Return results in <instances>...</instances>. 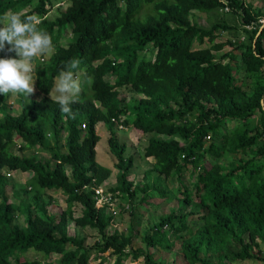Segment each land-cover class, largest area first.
<instances>
[{"label": "trees", "instance_id": "trees-1", "mask_svg": "<svg viewBox=\"0 0 264 264\" xmlns=\"http://www.w3.org/2000/svg\"><path fill=\"white\" fill-rule=\"evenodd\" d=\"M56 4L0 0V16L37 15L55 46L51 69L36 67L40 96L18 97L20 115L10 113L7 96L0 95V264H46L22 260L33 250L45 258L58 255L61 264H88L94 253L107 252L113 264L141 258L140 264H165L155 251L170 249L174 239L181 241L186 264H264V28L257 37L264 9L246 0H68L50 19ZM144 7L152 13L141 19ZM225 10L238 21L196 22V13ZM69 29L72 40L63 46ZM223 32L232 37L219 41ZM204 44L209 46L196 47ZM7 56L15 54L0 52V58ZM72 59L80 60L77 71L91 89L90 97L72 105L75 119L49 96ZM121 88L135 97H122ZM98 124L111 134L113 169L98 163ZM118 124L151 134L144 156L156 162L144 184L130 180L135 161L125 157L127 145L113 135ZM15 136L25 142L17 153ZM4 168L32 172L36 187H19ZM114 169L117 181L106 190L125 201L138 194L142 204L176 196L169 181L183 184L188 169L196 177L197 196L183 186L178 207L143 233V248L134 249V231L108 233L114 217L96 207L95 189ZM52 191L66 196L67 209L59 218L49 210ZM77 204L83 212L76 218ZM195 207L202 212L198 221L191 219ZM70 219L76 227L97 229L101 240L90 246L70 236Z\"/></svg>", "mask_w": 264, "mask_h": 264}, {"label": "rangeland", "instance_id": "rangeland-1", "mask_svg": "<svg viewBox=\"0 0 264 264\" xmlns=\"http://www.w3.org/2000/svg\"><path fill=\"white\" fill-rule=\"evenodd\" d=\"M64 1L67 4V1L65 0H53L54 3H61ZM247 3L252 4L254 7L258 8H263L264 9V0H246ZM64 9L66 8V5L63 7ZM152 8L151 7H144L141 13L139 14V18L144 19L148 14L152 13L151 12ZM59 15V10L57 8V5L54 7L50 8V12L48 17L50 19H55L56 16ZM196 22L199 25L202 26H209L212 23H215L217 21H220L221 19L227 20L230 24H234L235 22L238 21L237 18L233 17V15L225 10L224 12H213L211 14H203V13H196ZM264 24V20H262ZM264 26V25H263ZM68 32V33H67ZM67 36L65 35L64 38L61 39L60 44L63 46H67L69 42L72 40V34L71 30L69 29L67 31ZM232 36L229 35L227 32H223L221 34V37L218 39L219 41H225ZM209 45L204 44V45H196L197 48H205ZM230 50V47L225 48L224 51ZM55 51V50H54ZM54 53V52H53ZM223 52H219L218 55H220ZM53 55V54H52ZM51 56L46 57L43 59V61H37L36 62V67H42L47 69L48 71L51 69L53 66V62L51 61ZM148 56H150L152 59H154V56L151 53H148ZM220 57V56H219ZM80 79L82 81V92L78 98V100L83 99V98H88L91 96V89H90V80L85 76L84 73H79ZM241 74L237 73V77H240ZM108 80H114V77H108ZM86 81L88 82V88H86ZM37 91L36 84H35V92ZM121 96L127 97V100L131 99L134 96V93L131 92V89L129 88H121ZM34 95V94H33ZM29 97L30 99H34V97ZM28 98V99H29ZM8 102L10 103L9 106V111L11 112L13 110V115H20L22 112L21 104L17 103L15 99L17 97L9 95L7 98ZM3 113L0 112V119L3 117ZM230 125L233 127L234 124L230 123ZM113 135L115 138L118 140V143L120 144H126L127 145V150L125 152V157H132L135 161L134 163V168L132 169V173L130 176V179H132L136 184L137 183H145L146 180L144 178V175L146 174L147 170H150L153 168L155 165V158L150 157V158H145L144 152L145 148L147 147L149 143V138L151 137V134H143L139 131H136L132 126L124 127L121 129L120 127L117 126V128L113 131ZM97 133L100 136L99 143L97 145V160L98 163L101 164L102 166H105L107 168H114V156L110 148L109 144V139L111 137V134L108 133L106 126L104 124H98L97 126ZM16 145L17 147H14V152H18L20 145L22 144V140L16 136ZM18 149V150H17ZM43 155V154H40ZM4 173L10 174V178L18 185L19 187H26L28 190H30V187H36L35 184V176L33 175L32 172H10L7 170V168L4 169ZM192 169L186 170L184 173L186 174L184 176V183L181 184L180 181H177L176 179L170 180L169 181V186L170 190L176 191L177 195L172 196L169 200H167L164 204V207L157 209V212L153 209L152 211L148 208L149 205L142 204L141 202V194H138L133 200H130L129 202L125 201V203H130L131 204V211L128 213H122V215H127V222H122V215L119 216L116 219V222H118L121 226L118 229L119 231H124V225L127 223L129 224V227L131 225V230L134 231V242L132 246L134 249L138 248H143L144 244L142 243V236L143 233H145L147 230H150L153 228L154 224L157 223L162 217L167 216L169 212H166L164 215V211L168 208L172 207H178V203L180 199L183 197L181 192L183 186H184V191L185 189H188L190 192H192L194 195L197 196V192L194 189V183L196 180V177L194 174H192ZM117 174L118 171L115 169L111 175V177L108 179L107 184L108 185H115L117 181ZM110 187V186H109ZM9 197L12 199L13 194H12V188L8 187L7 189ZM52 196L55 199V202L52 204V206L49 207L50 212H52L53 215L59 218V216L63 213V210L67 209V203H66V196L61 192V191H52L51 192ZM25 197V196H23ZM158 199H161V197L156 196ZM154 199L153 201L150 200V204L152 205L151 209L153 208V205L158 203L159 200ZM123 201V200H122ZM15 202H18L15 200ZM124 202V201H123ZM147 203H149L147 201ZM186 206V205H185ZM199 206V205H198ZM199 207H195L193 209L194 213L191 217L192 220L198 221L201 219L202 212L199 211V215L197 213ZM190 209H188V212ZM83 212V207L80 204H77L74 207V216L80 217ZM133 212V213H132ZM196 214V215H195ZM160 217V218H159ZM18 223L19 224H24V217L18 216ZM116 225H118L116 223ZM119 226V225H118ZM69 235L74 237L78 236L80 238H84L86 241V245H94L95 243L99 242L101 240V235L99 234V231L97 229L93 228H80L76 227L75 222L73 220H69ZM116 230L114 229H109V233H113ZM195 232V229L193 230ZM173 246H170V249L167 247L159 248L158 250L156 249L155 251V258L162 260L165 264H186L184 263V258L182 255V249H181V241L178 239L173 240ZM170 245V243H167ZM68 248L70 250H73L74 247L69 244ZM261 250L263 251L264 254V245H262ZM22 260L24 258L27 259H37L40 261H45L46 264L49 263H54V264H61V257L58 255H53L50 258H45L42 254L34 252V250L30 253L26 254V257L22 256ZM114 257L110 256V252H107L103 255L94 253L89 261L88 264H113L114 263ZM214 259V257H213ZM143 262V258L139 259L138 261H131L128 260L126 264H140ZM72 264H77L76 262ZM232 264H263L262 262H250V261H234Z\"/></svg>", "mask_w": 264, "mask_h": 264}, {"label": "clouds", "instance_id": "clouds-1", "mask_svg": "<svg viewBox=\"0 0 264 264\" xmlns=\"http://www.w3.org/2000/svg\"><path fill=\"white\" fill-rule=\"evenodd\" d=\"M56 5L59 9V6L64 7L66 3L62 1ZM56 5H54V7ZM40 24L41 19L35 14L25 16L21 12L9 11L4 13L3 16H0V52L15 54L14 57L7 56L5 58H0V95L7 96V98L9 95L17 97L14 103H19V96H23L27 100L28 97L33 94L38 97L40 96L38 90L35 92V84L37 81L36 62H42L44 58L51 56L55 50L52 36L48 32L42 30L39 27ZM80 63L78 59L69 60L59 71L55 78L52 91L49 93L50 98L59 105L60 110L72 119L76 118V114L72 110V105L78 102V98L82 92V81L77 71ZM6 101L9 108L10 103L8 99H6ZM10 113L13 114V110ZM119 125L120 124L117 126L119 127ZM24 145L25 142L22 140V144L19 148ZM14 147H17L16 140ZM4 169H2L1 172L10 177V174L3 172ZM103 185H105V189H107L108 184L104 183L101 186ZM119 200L121 204H130L122 202L120 198ZM148 202H150V199ZM143 204L148 205V203ZM122 213L120 215H122ZM118 217H114L111 228L112 226L116 227L115 221Z\"/></svg>", "mask_w": 264, "mask_h": 264}, {"label": "built area", "instance_id": "built-area-1", "mask_svg": "<svg viewBox=\"0 0 264 264\" xmlns=\"http://www.w3.org/2000/svg\"><path fill=\"white\" fill-rule=\"evenodd\" d=\"M120 128L123 126L119 125ZM105 185L95 189L96 207L107 208L113 217H118L122 212L131 210L130 204H121L119 198L105 189Z\"/></svg>", "mask_w": 264, "mask_h": 264}, {"label": "crops", "instance_id": "crops-1", "mask_svg": "<svg viewBox=\"0 0 264 264\" xmlns=\"http://www.w3.org/2000/svg\"><path fill=\"white\" fill-rule=\"evenodd\" d=\"M114 170H115V169H114ZM114 170H113V171H114ZM130 180H132V179H130ZM107 181H108V180H107ZM105 183H107V182H105ZM109 186H114V185H108V187H109ZM154 199L157 200L158 198H151L150 200L153 201ZM158 200H159V202L156 203V204H154L152 209H151L152 205L150 204V202L148 203V205H149L148 208H149L151 211H152L153 209H154V210L156 209L155 212H157V209H160V208L164 207L165 202H166L167 200H169V198H167V199H162V198H161V199H158ZM121 201H122V199H121ZM123 201L125 202V200H123ZM123 201H122V202H123ZM126 202H127V201H126ZM171 209H172V208H168V209H166V211H164V215H166V214H165L166 212L171 211ZM120 216H121V215H120ZM121 217H122V222H127V218H126L127 215H122ZM159 218H160V217H159ZM160 220H161V219H160ZM160 220H159V221H160ZM159 221H157V223H158ZM116 223H117L119 226L116 225ZM115 225H116V227L112 226V228L110 227L109 229H115L116 231H119L118 229L120 228V226H121L122 224L120 225L118 222L115 221ZM124 228H125L124 231L128 232V231L130 230V228H131V225H130V227H129V224L126 223V224L124 225Z\"/></svg>", "mask_w": 264, "mask_h": 264}, {"label": "water", "instance_id": "water-1", "mask_svg": "<svg viewBox=\"0 0 264 264\" xmlns=\"http://www.w3.org/2000/svg\"><path fill=\"white\" fill-rule=\"evenodd\" d=\"M263 28H264V26L261 28V30H260V32L258 33L257 37L260 35V33H261V31H262ZM255 41H256V40H255Z\"/></svg>", "mask_w": 264, "mask_h": 264}]
</instances>
